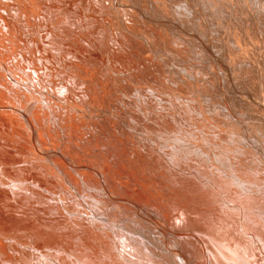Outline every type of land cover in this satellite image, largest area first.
<instances>
[{"label": "bare ground", "instance_id": "6f19581e", "mask_svg": "<svg viewBox=\"0 0 264 264\" xmlns=\"http://www.w3.org/2000/svg\"><path fill=\"white\" fill-rule=\"evenodd\" d=\"M263 94L264 0H0V264H264Z\"/></svg>", "mask_w": 264, "mask_h": 264}, {"label": "rangeland", "instance_id": "374dc122", "mask_svg": "<svg viewBox=\"0 0 264 264\" xmlns=\"http://www.w3.org/2000/svg\"><path fill=\"white\" fill-rule=\"evenodd\" d=\"M57 64L55 63V66H56ZM57 67H58V65H57ZM257 85H256V87H258L259 88V90H260V85H259V81H257ZM61 93H62V90H61ZM264 95V94H263ZM249 156V155H248ZM249 159H251V157L249 156L248 157ZM151 164H152V166H151ZM159 163H157L156 165H155V163H146V162H141V167H142V172L143 173H147L149 176H150V184H149V187H150V189L151 190H153L152 192H156L157 194H160L161 196H164V197H166V198H168V199H170V200H172L173 201V198H176V196L179 194V193H184V194H187L188 196H189V201L186 203V210L184 209H182V212L183 211H188L189 212V210H195L196 208H197V205H198V203H200V201H201V198H202V196H204V195H206V193H203V192H201L196 186H194V185H186L185 187H183L182 186V183L183 182H180L179 183V181H177L176 180V178L175 177H173V176H171L170 175V177H169V173H167L168 175L165 177V178H162V177H160L159 175H157V177L155 178V171H159V170H162L163 168H162V166H161V168H159L160 167V164L158 165ZM149 167V168H148ZM151 170V171H150ZM155 170V171H154ZM153 172H154V174H153ZM154 177V178H153ZM159 177V178H158ZM173 178H175L174 180H172ZM163 179H164V181L166 180V181H168V183L167 184H164L165 182L163 181ZM160 180V181H159ZM162 183V184H161ZM161 185V186H160ZM153 188H152V187ZM160 186V187H159ZM164 186V187H163ZM173 189V190H172ZM172 190V191H171ZM185 192H184V191ZM189 190V191H188ZM160 192V193H159ZM170 192V193H169ZM173 192H175L174 194H173ZM167 194H168V196H167ZM171 196H172V199H171ZM193 204H195V205H193ZM191 205H193V206H191ZM179 205H178V203H176V205H175V207H178ZM189 206H190V208H189ZM194 207H195V209H194ZM188 209V210H187ZM181 210V209H180ZM196 211V210H195ZM222 214V215H221ZM221 214L219 213V215L220 216H216V217H210V218H212V219H215L216 218V221L218 222V221H221L220 222V224H221V226H222V228H220L221 226L219 225V226H217L216 225V223L214 222H212L211 224L213 225V224H215V226H216V228H215V226L213 225V228H215V231L216 230H219V229H222V230H224L225 228H223V227H225L226 226V230H224V231H226L228 234L229 233H232V234H235V235H237V232H235V231H237L236 229H235V223L234 222H231V220L232 221H234L231 217H227V216H225V215H223V213L221 212ZM228 214V213H227ZM229 215V214H228ZM222 216H223V222H224V226H223V222H222ZM230 216V215H229ZM209 218V216H207V219H210ZM218 218V219H217ZM219 218H220V220H219ZM228 218H231V220L230 219H228ZM204 219H206V217H204ZM228 219L229 220V222L231 223V225L229 226V223H228V220L226 221V220ZM211 220V219H210ZM225 220V221H224ZM212 221H214V220H212ZM219 223V222H218ZM225 223L229 226V228H228V226L227 225H225ZM232 224H234V225H232ZM233 226H235V227H233ZM219 227V228H218ZM234 229V230H232V231H234V232H230L228 229ZM230 229V230H231ZM223 231V232H224ZM229 231V232H228ZM223 232H221V233H223ZM226 232H224V234L226 233ZM226 233V234H227ZM231 234V235H232ZM235 235H232V236H235ZM236 237V236H235ZM237 238H239V237H237Z\"/></svg>", "mask_w": 264, "mask_h": 264}]
</instances>
